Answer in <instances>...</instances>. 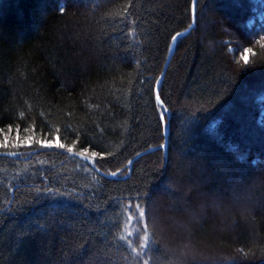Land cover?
I'll list each match as a JSON object with an SVG mask.
<instances>
[{
  "label": "trees",
  "instance_id": "trees-1",
  "mask_svg": "<svg viewBox=\"0 0 264 264\" xmlns=\"http://www.w3.org/2000/svg\"><path fill=\"white\" fill-rule=\"evenodd\" d=\"M192 2L0 0V264H264V0H196L136 158Z\"/></svg>",
  "mask_w": 264,
  "mask_h": 264
},
{
  "label": "water",
  "instance_id": "water-1",
  "mask_svg": "<svg viewBox=\"0 0 264 264\" xmlns=\"http://www.w3.org/2000/svg\"><path fill=\"white\" fill-rule=\"evenodd\" d=\"M195 5H196V0H193V2H192V16H191V17H192V20H191V25H190V27H188L187 29H184V30L180 31V33H181L182 35H181L180 37H178V39L181 38V37H183V36H185L186 34H188L189 31H190L192 28H194V26H195ZM178 39H177V40H178ZM177 40H176V41L171 40V43H170V46H169V49H168L167 58H166V63H165V66H164V69H163L162 75H161L160 78H159V82H158L157 85H156V101H157V103L160 105L161 110H162V109H166V108H165L164 105L162 104L160 98L157 99V96H158V93H157V92H158V87H159V83H160V81H161V79H162V77H163V75H164V72H165V70H166V67H167V65H168V63H169V61H170L172 55L174 54L175 46H176ZM170 49H171V51H170ZM161 114H162V113H161ZM166 116H167L166 120L161 121V122H162V125H163V127H164V130H163V145H165V147H164V148H160V146H159V147H155V148H150V149L147 150L145 153H142V154L138 155L136 158H138V157H140V156H142V155H145V154L152 153V152H154V151H156V150H162L163 153H164V155H166V152H167V143H168V135H169V119H168V112H167V115H166ZM43 151H57V152H60V153H62V154H66L69 158H75V159H77V160H80V161L86 163L88 166H90V167H91L92 169H94L98 174H100L102 177H104V178H106V179L116 180V179H118V175H119V173L121 172V171L116 172L117 174H116L115 177H113L112 174H105V173H102L101 171L97 170V169L94 167L93 161H92V159H91L90 157H88V156H86V155H85V156H80L78 153H74V152L69 153L68 151H65V150H63V149H58V148H52V147H51V148H42V147H41L40 149H38V150H36V151H34V152H31L30 155H32V154H36V153H38V152H43ZM0 156H5V157L15 158V157L17 156V154H14V153H0ZM85 157H86V158H85ZM136 158H135V159H136ZM133 161H134V160H132V162H133ZM131 165H132V163H128V164H127L126 168H128V171H127L128 174H127L126 176H124L123 179H124V178H127V177L129 176V173H130V170H131Z\"/></svg>",
  "mask_w": 264,
  "mask_h": 264
},
{
  "label": "snow or ice",
  "instance_id": "snow-or-ice-1",
  "mask_svg": "<svg viewBox=\"0 0 264 264\" xmlns=\"http://www.w3.org/2000/svg\"><path fill=\"white\" fill-rule=\"evenodd\" d=\"M182 34L180 32H177L175 35H173L171 37V39L173 41H176L178 39V37H180ZM171 51V49H170ZM252 50L251 49H245V52L248 53V52H251ZM244 62L245 64H247L248 62V58H247V55L245 56V59H244ZM157 99H159V96H157ZM167 115V110L166 109H162V114L160 115L159 119L161 121H164L165 120V117ZM32 140V137L29 136V137H26L25 138V143L29 142ZM35 143L37 145H39L40 147L42 148H51V147H56V148H59V149H63L65 147V145L63 143H60L59 142V138L57 137L56 140H55V143H53V141H50V140H36ZM4 146L7 147L8 146V140L7 138H5L4 140ZM15 146V145H14ZM165 145L161 144L160 145V148H164ZM67 151L69 153H71L73 151L72 147H68ZM87 151V149H85V152ZM85 152H81L79 153L80 156H85ZM92 157H95L97 155V153L95 151H93L91 153ZM86 158V157H85ZM129 163H132V161H129ZM117 173H112V176L115 177ZM129 212H132V209L129 208L128 209ZM145 217H146V212H145V209L143 207H139V211H138V215L133 212L132 215H129L127 217V221L129 223H133L135 222V224L137 225H140L142 222L145 221ZM142 233V235H141ZM135 235L137 237V240H142L144 243L140 244V247L141 248H145V245L147 246H151V237H150V234L147 230V223H144V226L143 228H136L134 232H129L128 233V236L131 237ZM123 239V238H121ZM131 243L134 245L136 244V241L133 240L131 241ZM136 249L133 248V251H135Z\"/></svg>",
  "mask_w": 264,
  "mask_h": 264
}]
</instances>
